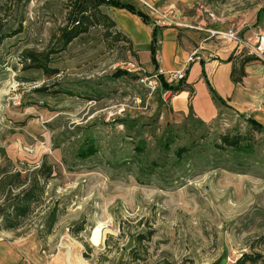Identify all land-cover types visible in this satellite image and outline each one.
Returning a JSON list of instances; mask_svg holds the SVG:
<instances>
[{
  "label": "rangeland",
  "instance_id": "1",
  "mask_svg": "<svg viewBox=\"0 0 264 264\" xmlns=\"http://www.w3.org/2000/svg\"><path fill=\"white\" fill-rule=\"evenodd\" d=\"M170 1L180 0L153 5L173 6L188 31L201 19L239 36L264 31V0ZM73 3L0 0V231L14 195L27 188L18 180L32 179L44 157L52 176L11 229L17 235H54L60 253L72 249L86 264H235L242 254L264 264V132L245 123L250 111L221 108L206 124L192 116L179 123L168 103L150 98L152 115H140L149 93L139 80L150 74L122 67L142 69L115 28L90 26L64 46ZM108 9L98 11L116 20ZM189 11L195 17L184 22ZM45 63L58 74L35 68ZM119 104L127 112L108 119Z\"/></svg>",
  "mask_w": 264,
  "mask_h": 264
},
{
  "label": "crops",
  "instance_id": "2",
  "mask_svg": "<svg viewBox=\"0 0 264 264\" xmlns=\"http://www.w3.org/2000/svg\"><path fill=\"white\" fill-rule=\"evenodd\" d=\"M120 1L131 4L144 15L146 14L150 20L149 12L144 8L143 3L159 4L165 0ZM170 2L172 3L170 5L178 3L180 8H184L181 0ZM171 7L173 8V6ZM108 10L116 16V20L108 16L114 23L116 32L120 33L122 39L127 41L130 51L137 56L142 65L141 69L135 67L134 63L124 64L122 67L125 70L130 68L129 65H133L134 70L140 69L149 74L161 71L164 82L171 86L177 85L179 80L177 82L172 80L170 74L180 72L185 79L184 90L173 94L168 101L160 98L162 88L155 93L148 94L147 102L141 107L140 115L146 117L152 115L153 111H150L151 104L148 100L158 98L159 106L161 102L168 103L166 106L169 108V113L174 118H179V123L188 122V116H192V120L206 124L214 120L223 108L243 117L250 111V116L246 115L244 118H252L263 126L264 64L257 60L247 48L236 41L230 42L210 37L207 30H218L210 28L205 24L204 19H201L197 23L199 26L190 31L176 26L156 27L155 62H152L150 47L153 25L143 24L138 16L126 10L110 7ZM179 14L181 15L180 12ZM185 14L187 15L183 17L184 22H189L195 17L192 11ZM199 16L197 10V20ZM232 29L219 31L227 32ZM254 31L255 29L239 37L245 41ZM141 53L146 56V62L142 60V55H139ZM206 80L216 96L225 102V105L217 103L211 97ZM161 107L158 112L163 118L165 114L161 112ZM163 111L168 112V110ZM254 111H256L255 114ZM256 115L262 119V122L256 120ZM115 120L113 119V122ZM37 237L31 233L17 235V232L12 230H1L0 264H86L82 261L81 254L78 257L72 255V249L66 251V255L60 253L62 242H60L59 248L58 244L54 245V235H50L44 241L38 240ZM55 251L57 253L54 254Z\"/></svg>",
  "mask_w": 264,
  "mask_h": 264
},
{
  "label": "trees",
  "instance_id": "3",
  "mask_svg": "<svg viewBox=\"0 0 264 264\" xmlns=\"http://www.w3.org/2000/svg\"><path fill=\"white\" fill-rule=\"evenodd\" d=\"M101 6H104L107 8L110 7L114 9L117 8V9L126 10L129 13L131 12L132 14L138 16L143 22V24L153 25L152 22L148 19L146 14L144 15L141 11L137 10L131 4L130 5L125 4L120 0H108V1L107 0H74L73 7L71 10L70 22L65 27V29L62 31L61 37H60L64 46H67L68 44H70L73 41V39L79 37L80 35L87 33L90 26L97 25L103 28L106 27L105 28L106 30H110L115 27L114 23L111 21V19L107 15L100 14L98 10L101 8ZM263 9L264 7L262 8V10ZM262 10H260V12ZM156 29H157L156 26L153 25L152 36H151L152 42H151V47H150V55H151L152 62H155L154 52H155V47H156V40H155ZM17 32H20V30ZM120 38H122L120 33L116 32L114 35V39L117 41ZM35 68L40 70L42 73L58 74L56 69L50 68L49 64H46V63L44 65H36ZM121 74H123V72L118 71L116 74V77L120 76ZM184 80L185 79L183 77L177 82V85L171 86L168 83L164 82L163 77L161 76L158 77V81H159V84H161V88L163 90H170L173 94H176L177 92L184 90L185 85H186ZM205 82L207 83L211 97H213V99L217 103L225 105V102L222 99H220L218 96H216L209 82H207V80ZM245 123L249 125L250 127H252L257 132H264V127L261 124L257 123L252 118L245 119ZM229 139L226 136H223L221 140H222V143L228 144L230 146L237 147L239 145L240 141L238 139L237 140L233 138H229ZM81 153H82L81 155H83V152ZM33 172L34 173H33L32 179H30L29 177H25L22 180H18V183L16 184L18 188L27 184V188L19 192V194L14 195L13 203L9 205L10 211L5 213V215L2 218V221H4V224H3L4 231L19 228L21 219L27 217L28 214H30L31 209H32V204L38 201V199L44 192L43 187H44L46 180H48L52 176L51 175L52 167L46 163L43 157V162L41 166L39 167V169ZM40 178H42L43 180L42 183H40L39 181ZM56 218H57L56 213L53 210L52 212H50L49 216L47 217L48 220L46 222V225L44 226L43 233L46 236H49V234L51 233L52 228L57 222ZM81 230L82 229L80 228L78 232L76 233H79V231ZM256 261L257 259L255 257H252L248 254H242L241 258H239L235 262V264H247V263L254 264L256 263Z\"/></svg>",
  "mask_w": 264,
  "mask_h": 264
},
{
  "label": "built area",
  "instance_id": "4",
  "mask_svg": "<svg viewBox=\"0 0 264 264\" xmlns=\"http://www.w3.org/2000/svg\"><path fill=\"white\" fill-rule=\"evenodd\" d=\"M143 6L149 12L150 21L156 27L176 26L180 28H186V25L180 21L181 15L172 7H169L168 11H163L159 9L158 6L146 2L143 3ZM200 11L205 12L211 19L214 18V14L210 12L209 9L200 7ZM207 31L210 37H215L218 39L220 38L230 42L236 41L244 48H247L257 60L264 64V31L262 32L260 29H255L253 34L250 35L245 41L239 37L238 31L235 28L227 32L212 30ZM129 66L130 68H127L128 71H135L133 65ZM162 73L163 72L161 71H157L147 77L140 78L139 83L146 87V90L149 92V94L155 93L161 89V84H159L158 77L161 76ZM170 76L172 80H175L176 82L183 77L182 73L180 72H176V74H170ZM172 95L173 93L170 90L161 89L160 91V98H163L164 101L169 100ZM136 103H140V99H137ZM114 109V112L108 116V119H110V117L123 116L127 112L126 106L124 104H119L118 106L114 107Z\"/></svg>",
  "mask_w": 264,
  "mask_h": 264
}]
</instances>
